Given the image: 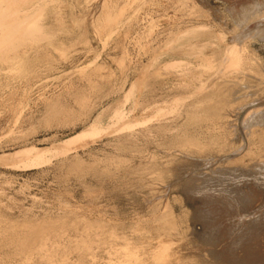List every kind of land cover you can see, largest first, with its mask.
<instances>
[{
	"label": "rangeland",
	"instance_id": "rangeland-1",
	"mask_svg": "<svg viewBox=\"0 0 264 264\" xmlns=\"http://www.w3.org/2000/svg\"><path fill=\"white\" fill-rule=\"evenodd\" d=\"M194 1L14 0L5 5L0 0V12L6 9L0 13V156L51 147L93 123L107 130L92 142L93 133L82 135L87 144L81 139L73 145L75 152L54 156L52 163L17 168L0 160V264H259L250 262L244 249L251 241L264 253V233L250 237L264 223V183L261 177L258 184L255 168L264 165V134L258 125L245 128V120L251 108L264 109V75L247 70L248 75L227 78L252 79L246 77L231 91L224 85L217 94L223 117L219 127L209 130L210 118L191 113L198 94L203 97L224 84L215 77L216 54L239 28L234 7L241 5L238 0ZM259 2L248 0L247 5L264 4ZM260 12L261 18L245 25L251 36L264 32L257 27L258 21L264 25ZM248 45L256 67L264 66V41L252 39ZM200 48L215 54V68L208 73L194 57ZM242 105L254 107L240 114ZM261 172L264 176V168ZM208 177L214 179L211 189L217 197L227 199L225 211L209 215L217 219L216 229L205 226L208 211L199 188L195 194L186 188L192 178L201 187ZM39 225L49 234L44 243L47 235L33 236Z\"/></svg>",
	"mask_w": 264,
	"mask_h": 264
},
{
	"label": "bare ground",
	"instance_id": "bare-ground-1",
	"mask_svg": "<svg viewBox=\"0 0 264 264\" xmlns=\"http://www.w3.org/2000/svg\"><path fill=\"white\" fill-rule=\"evenodd\" d=\"M11 1V3H13L14 2V0H3V3L6 5V4H11V3H9ZM16 1V0H15ZM196 1V0H195ZM194 1V2H195ZM226 1V0H225ZM252 1H254V0H252ZM262 1H264V0H262ZM190 2V1H189ZM238 2H241V5H240V7L237 9V7L235 6L234 7V9H236L235 11H234V13L232 12V14H234L235 15V22H236V26H238L239 28H237L239 31H237V29H234V31L232 32L231 31V33L232 34H230L231 35V37L229 38V41H227L226 42V44H225V47H224V49L221 51V53L220 54H216V59H217V62L219 61V71H217V73H216V75H215V77H217L218 79H219V81H222V80H224V84H221L222 85V87L220 86L219 88H216L217 86L215 85V88L217 89H214V91L213 92H210L209 90V93H208V91H207V93L208 94H206L205 95V92H204V94L203 95H205V96H203V97H200L199 96V94L197 95L198 96V100H196L195 102H193V104H192V101H194V99L190 102L191 104H192V110H191V113L193 112V113H197V116H199V114L198 113H201V114H204V116L203 117H206V118H210V121H208V124H207V126H206V128L207 129H209V128H216V127H219L218 126V124H220L219 122H221V121H218V120H220V119H222L223 117H222V115H221V113L219 114V112H218V105H216V101L220 98V96H218L217 94L218 93H220L222 90H223V88H224V85H225V87L226 88H224L225 90H230L231 91V87L234 85V84H236L237 85V83L239 84V82L240 81H242V80H244L246 77H248V76H246L245 77V75H248V73H247V70L248 71H250V70H252V72H254V71H256L257 73H259V75H261V76H263L264 74V66H260V68L258 67H256L257 66V64L255 63L256 62V58H254V57H252V55H250L249 53H248V51H247V48H248V46H250V45H248L249 44V42L252 40V39H258V40H260V41H264V32H259V33H255L256 35L255 36H251V33L247 30L246 31V24H248L249 22H251L252 20H255V18L257 19L260 15L261 16H263L262 15V13L260 12V14L259 13H257L258 11H260L261 9L262 10H264L263 9V7L262 6H264V4L262 5V4H255V3H253L254 5H247V2H248V0H238ZM260 2H261V0H260ZM259 2V3H260ZM180 3V2H179ZM230 3V2H229ZM264 3V2H263ZM1 4V3H0ZM191 4V3H190ZM231 4V3H230ZM176 5V4H175ZM174 5V6H175ZM198 5V4H197ZM209 5V4H208ZM227 5H229V4H227ZM183 6V5H182ZM215 6V5H214ZM5 7V6H4ZM219 7V6H218ZM221 7V6H220ZM231 7V6H230ZM230 7H229V9H230ZM262 7V8H261ZM136 8V7H135ZM261 8V9H260ZM187 9V8H186ZM207 9V8H206ZM233 9V8H232ZM260 9V10H259ZM4 10H6L5 8H2V12H0L1 14L3 13V14H5L6 13V11H4ZM173 10V9H172ZM23 11V10H22ZM21 11V12H22ZM138 11V10H137ZM175 11V10H174ZM230 12L232 11V10H229ZM227 12V11H226ZM222 13V12H221ZM16 14V13H15ZM223 14V13H222ZM90 15V14H89ZM175 15V14H174ZM173 15V16H174ZM207 15V14H206ZM233 15V16H234ZM10 16H12V15H10ZM1 17V16H0ZM3 17V16H2ZM4 17H5V15H4ZM207 17V16H206ZM17 17H14L13 16V20L15 21V19H16ZM217 18V17H216ZM222 18V17H221ZM259 18H261V17H259ZM258 18V19H259ZM6 18H4V20H5ZM198 19V18H197ZM0 20H1V18H0ZM74 20V19H73ZM206 20H208V19H206ZM2 21V20H1ZM187 21V20H186ZM211 21V20H210ZM215 21H218V20H216L215 19ZM107 22H110V18H108L107 19ZM201 22V21H200ZM219 22V21H218ZM221 22V21H220ZM226 22V21H225ZM257 22V21H256ZM209 23V22H208ZM214 23V22H213ZM182 24V23H181ZM221 24V23H220ZM230 24V23H229ZM262 23H259V21H258V23H257V27H258V30L260 31L261 29H263L264 28V25H261ZM23 25V24H22ZM188 25V24H187ZM190 25V24H189ZM203 26L205 25V24H202ZM233 25V24H232ZM182 26V25H181ZM198 26H199V24L197 25V27H194V30H195V28H198ZM201 26V25H200ZM222 26V25H221ZM183 27V26H182ZM190 27V26H189ZM210 27V26H209ZM218 27H219V25H218ZM225 27V26H224ZM6 28V27H5ZM193 28V27H192ZM201 28H203V27H201ZM204 28H206V27H204ZM210 28H212V27H210ZM110 29V28H109ZM187 29H189V28H185V31L184 30H182V31H184V33L186 32V30ZM208 29V28H207ZM221 29V28H220ZM222 29H223V27H222ZM190 30H191V28H190ZM214 30V29H213ZM227 30V29H226ZM232 30V29H231ZM188 31V30H187ZM196 31V30H195ZM197 31H199V30H197ZM217 31V30H216ZM224 31V30H223ZM261 31H263V30H261ZM9 32V31H8ZM200 32V31H199ZM229 32V31H228ZM227 32V33H228ZM115 33V32H114ZM143 33V32H142ZM181 33V32H180ZM184 33H182V34H184ZM215 33V32H214ZM10 34V33H9ZM146 34V33H145ZM175 34V33H174ZM186 34V33H185ZM184 34V35H185ZM224 34V33H223ZM249 34V35H248ZM181 35V34H180ZM214 35V34H213ZM228 35V34H227ZM168 36V35H167ZM202 36H204V35H202ZM229 36V35H228ZM171 37V36H170ZM182 37V36H181ZM180 37V38H181ZM207 39V38H206ZM221 39H222V41H224L225 40V37H224V35H222V37H221ZM228 39V38H227ZM197 40V39H196ZM200 40H202V39H200ZM214 40V39H213ZM194 41V40H193ZM215 41V40H214ZM141 42V41H140ZM253 42H255L254 40H253ZM148 43V42H147ZM171 43V42H170ZM252 43V42H251ZM131 44V43H130ZM167 44V43H166ZM168 44H169V41H168ZM189 44V43H188ZM198 45V44H197ZM201 45V44H200ZM211 45V44H210ZM252 45V44H251ZM159 46V45H158ZM164 46H167V45H164ZM208 46V45H207ZM253 46V45H252ZM133 47V46H132ZM213 47V46H212ZM215 47H217V46H215ZM2 47H0V49H1ZM163 48H166V47H163ZM162 48V49H163ZM168 48V47H167ZM211 48V47H210ZM209 48V49H210ZM252 48V47H251ZM50 49V48H49ZM158 49V48H157ZM156 49V50H157ZM194 49H195V47H194ZM208 49V48H207ZM218 49V48H217ZM216 49V50H217ZM61 50V49H60ZM135 50V49H134ZM171 51V50H170ZM212 51V50H211ZM155 52V51H154ZM214 52V51H213ZM219 52V51H218ZM250 52V51H249ZM5 53H6V51H5ZM56 53H57V51H56ZM171 53V52H170ZM180 53V52H179ZM186 53V52H185ZM211 53V52H210ZM210 53H204L203 51H202V48H200V50H197V52L195 53V56L194 57H196V59L198 60V64L200 65V67L203 65L204 67H206L208 70H206L205 68V71H207V73H208V71L210 72V70H213V68H215L214 66V60H213V58L215 57V54H210ZM217 53V52H216ZM254 53H255V51H254ZM183 54V53H182ZM20 55V54H19ZM220 55V56H219ZM12 56V55H11ZM60 56H63V55H60ZM256 56V55H255ZM8 58V57H7ZM99 58V57H98ZM195 59V60H196ZM176 61V60H175ZM259 61V60H258ZM91 62V61H90ZM180 62V61H179ZM182 62V61H181ZM195 62V61H194ZM258 63V62H257ZM263 63V62H262ZM172 64V63H171ZM171 64L169 63V65H170V67H171ZM187 65H189L188 63H186ZM90 65V64H89ZM191 65V64H190ZM258 65H261L260 63L258 64ZM164 66H166V65H164ZM185 66V65H184ZM86 67V66H85ZM182 67V66H181ZM256 67V68H255ZM178 68V67H177ZM187 68V67H186ZM198 68V67H197ZM189 69V68H188ZM191 69V68H190ZM196 69V68H195ZM203 69V68H202ZM203 69V70H204ZM224 69V70H223ZM86 70V69H85ZM185 71V70H184ZM193 72L195 73L196 71H194V68H193ZM204 72V71H203ZM184 73V72H183ZM185 73H186V71H185ZM192 73V72H191ZM196 73H199V72H196ZM207 73H204V74H207ZM237 73H243V74H245L244 76H238V77H234V79H227V78H230V76L232 75V74H237ZM187 74V73H186ZM256 74V73H255ZM171 75V74H170ZM175 75V74H174ZM184 75V74H183ZM182 75V76H183ZM197 75V74H196ZM193 76V80H195L194 78H196L197 76ZM179 76V75H178ZM181 76V77H182ZM200 76V75H199ZM205 76H207V75H205ZM252 76H254V75H252ZM256 76V75H255ZM181 77H179V78H181ZM214 77V76H213ZM212 77V78H213ZM214 77V78H215ZM204 78V77H203ZM212 79L211 77H208L207 79ZM213 78V79H214ZM216 78V79H217ZM249 78H251L250 76L248 77V79ZM263 78V77H262ZM128 79V78H127ZM156 79V78H155ZM176 79V78H175ZM206 79V80H207ZM221 79V80H220ZM252 79V78H251ZM192 80V79H191ZM139 81V80H138ZM195 81H197V80H195ZM201 81H202V79H201ZM210 82L211 81H215V79L214 80H209ZM251 81V80H250ZM193 82V81H192ZM199 82H200V80H199ZM205 82V81H204ZM216 82H218V81H216ZM247 82V81H246ZM254 79H253V84H254ZM196 83V82H195ZM205 83H207V82H205ZM205 83L204 84H201V85H205ZM209 83V82H208ZM222 83V82H221ZM258 83V82H257ZM123 84V83H122ZM220 84V83H219ZM247 84V83H246ZM136 85V84H135ZM201 85H200V88H201ZM208 85H210V84H208ZM218 85V84H217ZM257 85V84H256ZM213 86V85H212ZM235 86V85H234ZM124 87V86H123ZM154 87V86H153ZM163 87V86H162ZM239 87H243V85H239ZM246 87V85L244 84V87L241 89V90H243L244 88ZM253 87V86H252ZM83 88V87H82ZM183 88H186L185 86L183 87ZM196 88V87H195ZM195 88H194V90L193 91H195ZM208 87H206V89H207ZM255 88V87H254ZM258 88H260L261 89V86L260 87H258ZM264 88V87H263ZM179 89V88H178ZM198 89V88H197ZM202 89V88H201ZM257 89V88H256ZM255 89V90H256ZM180 90H182L181 88H180ZM200 90V89H199ZM188 91V90H187ZM190 91V90H189ZM201 91V90H200ZM128 92V91H127ZM163 92H165V91H163ZM174 92V91H173ZM176 92H179V91H176ZM184 91H182V93H183ZM192 92V91H191ZM196 92H198V91H196ZM234 92V91H233ZM236 92H238V91H236ZM241 92V91H240ZM243 92V91H242ZM241 92V93H242ZM232 93V92H231ZM194 94V93H193ZM192 94V95H193ZM223 94V93H222ZM163 95H165V94H163ZM190 95V94H189ZM201 96H202V94H200ZM220 95V94H219ZM224 95V94H223ZM226 95V94H225ZM235 95H237V93L235 94ZM264 95V94H263ZM150 96V95H149ZM182 96V95H181ZM196 96V97H197ZM222 96V95H221ZM245 96V95H244ZM252 96V95H251ZM88 97V96H87ZM177 97V96H176ZM175 97V98H176ZM184 97V96H183ZM194 97H195V95H194ZM215 97H219L218 99H216L215 100ZM229 97V96H228ZM125 98V97H124ZM179 98V97H178ZM230 98V97H229ZM251 98V97H250ZM92 99V98H91ZM148 99V98H147ZM158 99V98H157ZM167 99V98H166ZM255 99V98H254ZM95 100V99H94ZM141 100H142V98H141ZM222 100V99H221ZM146 101H148V100H146ZM158 101V100H157ZM187 101H188V99H187ZM223 101V100H222ZM249 101V100H248ZM88 102V101H87ZM183 102V101H182ZM244 102V101H243ZM246 102V101H245ZM256 102H258V100L256 101ZM79 103V102H78ZM147 103V102H146ZM251 103V102H250ZM158 104V103H157ZM162 104V103H161ZM228 104V103H227ZM230 104V103H229ZM237 104V103H236ZM247 104H248V102H247ZM223 105H224V103H223ZM222 105V106H223ZM243 105H246V104H243ZM242 105V107L240 108V110H239V113L241 114L242 113V111H245V110H247V109H249V107H254V106H243ZM251 105V104H250ZM261 106V105H260ZM187 107V106H186ZM185 107V108H186ZM188 107H190V105L188 106ZM220 107H221V105H220ZM224 107V106H223ZM68 108V107H67ZM225 108V107H224ZM239 108V107H238ZM259 107H254L253 109L251 108L249 111H248V113H247V115H249V116H251L250 118H249V116H247L246 114V117L248 118H245V119H247V120H245L244 118V120L246 121L245 122V128H250V127H253V126H256V125H258V126H260V127H262V135L264 134V109H263V111L261 112V109L259 110L258 109ZM261 108V107H260ZM151 109V108H150ZM53 110V112L54 113H56V109H52ZM66 110V109H65ZM135 110H136V108H135ZM162 110H163V112H164V109L162 108ZM171 110H173V109H171ZM183 110V109H182ZM186 110V109H185ZM225 110V109H224ZM260 111V112H259ZM58 112V111H57ZM173 112V111H172ZM221 112V111H220ZM183 113V112H182ZM185 113V112H184ZM207 113V114H206ZM122 114H124V112L122 113ZM129 114V113H128ZM137 114V113H136ZM158 114V113H157ZM36 115V114H35ZM161 115V114H160ZM164 115V114H163ZM183 115V114H182ZM190 115V114H189ZM224 115V114H223ZM230 115V114H229ZM236 115H238V114H236ZM170 116V115H169ZM244 116V115H243ZM121 117H122V115H121ZM121 117H120V119H121ZM133 117V116H132ZM131 117V118H132ZM225 117V116H224ZM232 117H234L233 115H232ZM232 117H229V118H231L232 119ZM237 117V116H236ZM126 118H127V115H126ZM130 118V119H131ZM136 118V117H135ZM150 118V117H149ZM151 118H152V116H151ZM187 118V117H186ZM188 118H190V117H188ZM194 117H191V119H193ZM197 118L198 117H196L194 120H196V122L199 120H197ZM71 119V118H70ZM91 119V118H90ZM117 119H119V118H117ZM119 119V120H120ZM125 119V118H124ZM133 119H134V117H133ZM153 119V118H152ZM201 119V118H200ZM203 119V118H202ZM126 120V119H125ZM129 120V119H128ZM139 120V119H138ZM148 120V119H147ZM175 120H177V119H175ZM189 120V119H188ZM206 120V119H205ZM226 120V119H225ZM236 120V119H235ZM238 120V119H237ZM237 120H236V122H237ZM54 121V120H53ZM118 121V120H117ZM122 121H123V118H122ZM184 121H186V120H183V122ZM190 121H192V120H190ZM88 122V121H87ZM95 122V121H94ZM145 122H147L146 120H145ZM148 122H150V121H148ZM173 122V121H172ZM182 122V121H181ZM195 122V121H194ZM231 122L232 121H230V124H231ZM85 123V122H84ZM83 123V124H84ZM136 123V122H135ZM140 123V122H139ZM228 123V122H227ZM242 123H243V121H242ZM241 123V124H242ZM116 124V122L114 123V125ZM130 124V123H129ZM133 124V123H132ZM157 124V123H156ZM173 124V123H172ZM203 124V123H202ZM230 124H229V126H230ZM240 124V123H239ZM101 125V124H100ZM120 125V124H119ZM128 125V124H127ZM136 125H138V124H136ZM224 125V124H223ZM228 125V124H227ZM232 125H234V124H232ZM231 125V126H232ZM235 125H238V124H235ZM234 125V126H235ZM243 125V124H242ZM113 126V125H112ZM120 126H122V125H120ZM124 126H126V125H124ZM129 126H131V125H128V126H126L127 127V129H131L132 128V126H131V128L129 127ZM221 126H222V123H221V125H220V128H221ZM226 126V125H225ZM229 126H227V127H229ZM45 127V126H44ZM43 127V128H44ZM48 127V126H47ZM116 127V126H115ZM134 127H136L135 125H134ZM227 127H225V128H227ZM242 127V126H241ZM53 128V127H52ZM155 128H157L156 126H155ZM182 128V127H181ZM205 128V127H204ZM205 128V129H206ZM254 128V127H253ZM257 128V127H256ZM73 129V128H72ZM110 129H111V127H110ZM120 129H122V130H124V127L122 128H120ZM153 129V128H152ZM182 129H184V128H182ZM204 129V130H205ZM224 129V128H223ZM251 129V128H250ZM259 130V132H260V129L261 128H258ZM117 130H119V129H117ZM122 130H119V132L121 131V132H123ZM156 130V129H155ZM197 130V129H196ZM210 130V129H209ZM209 130H207V132H210V133H212V132H214V131H209ZM217 130H218V128H217ZM221 130V129H220ZM227 130V129H226ZM233 130V129H232ZM231 130V131H232ZM244 130V129H243ZM104 131H106L107 132V130H104V129H99L94 123L93 124H91L87 129H85V130H82V131H80V132H78V133H76V134H74V135H72V136H70V137H68L67 139H65V140H63V141H60V142H58V143H55V144H52V146L51 147H41V148H38V147H25V148H22V149H18V150H16V151H14V152H8V153H3L2 154V156H0V160L1 161H4L5 162V164H7V165H10V166H17V168H18V166H26V167H29V168H33L34 166H38V165H43V163H46V162H49L51 159H52V157H54V156H59V155H62L63 153H65V152H69L70 151V153H72V151L71 150H73L74 148H75V146H73L75 143L76 144H80V142L79 143H77L78 141H80L81 139L83 140V138L81 137L82 135H84V136H86V135H88L89 133H93L92 135L94 136V137H92V138H90V141L93 139L94 140V138H96L97 139V137H99ZM153 131V130H152ZM190 131V130H189ZM225 131V130H224ZM223 131V132H224ZM41 132V131H40ZM105 132V133H106ZM155 132V131H154ZM164 132V131H163ZM173 132V131H172ZM234 131H232V134H234L233 133ZM248 132V131H247ZM246 132V133H247ZM160 133V132H159ZM168 133H170V132H168ZM176 133V132H175ZM178 133V132H177ZM215 133V132H214ZM217 133V132H216ZM250 133V132H249ZM251 133H252V131H251ZM35 134V133H34ZM95 134V135H94ZM108 134H111V133H108ZM115 134V133H114ZM162 134H164V133H162ZM181 134V133H180ZM180 134H178V135H180ZM229 134V133H228ZM231 134V133H230ZM252 134H254V133H252ZM255 134L257 135L258 134V132L256 133V131H255ZM105 135H107V133L105 134ZM167 135H170V134H167ZM172 135H174V134H172ZM247 135V134H246ZM256 135H254V136H256ZM209 136V135H208ZM215 136H218L219 137V135H215ZM221 136V135H220ZM251 136V135H250ZM258 136V135H257ZM260 136V135H259ZM164 137V136H163ZM204 137V136H203ZM263 137H264V135H263ZM137 138V137H136ZM189 138H191V137H188L187 139H185V140H183V143H187L188 142V140H190ZM210 138V137H209ZM212 138H214V137H212ZM220 138V137H219ZM242 138V137H241ZM255 138H258V137H255ZM52 139V138H51ZM128 139V138H127ZM178 139V138H177ZM214 139H216V137L214 138ZM224 139H226V138H224ZM232 139V138H231ZM249 139H252V138H249ZM217 140H218V138H217ZM256 140V139H255ZM264 140V139H263ZM83 141H85V140H83ZM219 141V140H218ZM233 141V140H232ZM247 141H248V139H247ZM253 141H254V138H253ZM92 142V141H91ZM211 142H214V141H211ZM250 142H251V140H250ZM85 143H86V141H85ZM246 143V142H245ZM248 143H249V141H248ZM254 143V142H253ZM253 143H251V144H253ZM255 143H256V141H255ZM87 144V143H86ZM90 144V143H89ZM88 144V145H89ZM94 144V143H93ZM229 144V143H228ZM83 145V144H82ZM87 145V146H88ZM187 145V144H186ZM220 145V144H219ZM256 145V144H255ZM172 146V145H171ZM195 146V145H194ZM201 146V145H200ZM249 146V145H248ZM251 146V145H250ZM262 146V145H261ZM189 147H190V145H189ZM232 147V146H231ZM247 147V146H246ZM257 147H259V146H257ZM249 148V147H248ZM251 148V147H250ZM238 149V148H237ZM240 149V148H239ZM245 149V148H244ZM247 149V148H246ZM257 149V148H256ZM255 149V150H256ZM260 149V148H259ZM242 150V149H241ZM251 150V149H250ZM254 150V151H255ZM74 152H75V150H73ZM166 151V150H165ZM245 151V150H244ZM249 151V150H248ZM247 151V152H248ZM257 151V150H256ZM171 152V151H170ZM174 152H175V150H174ZM239 152V151H238ZM253 152V150H251V152L250 153H252ZM70 153H68V154H70ZM168 153H169V151H168ZM242 153V152H241ZM250 153H248V154H246V152H245V154H246V157H247V155H249ZM262 154H264V152L262 151L261 152ZM68 154H67V156H68ZM238 154V153H237ZM237 154H235V156L237 155ZM255 153H253V154H251V156L252 155H254ZM166 155H167V153H166ZM234 155V154H233ZM239 155V154H238ZM241 155V154H240ZM258 155H259V153H258ZM257 155V157H259ZM163 156V155H162ZM173 156V155H172ZM234 156V157H235ZM245 156V155H244ZM229 157V156H228ZM245 157V158H246ZM256 157V159H258ZM264 157V156H263ZM55 158V157H54ZM53 158V159H54ZM169 158V157H168ZM173 158V157H172ZM171 158V159H172ZM175 158V157H174ZM233 157H230L229 159H232ZM248 158H249V156H248ZM261 158V156L259 157V159ZM52 159V160H53ZM170 159V158H169ZM214 159H216V158H214ZM228 159V158H227ZM228 159V160H229ZM223 160V159H222ZM254 160V159H253ZM261 162H262V159L260 160ZM51 162V161H50ZM164 162V161H163ZM169 162V161H168ZM234 162V161H233ZM264 162V161H263ZM52 163V162H51ZM173 163V162H172ZM172 163H170V165L172 164ZM246 163V162H245ZM174 164H176V163H174ZM164 165V164H163ZM224 165V164H223ZM228 165V164H227ZM254 165V164H253ZM251 166V165H250ZM176 167H180V165L179 166H176ZM182 167V166H181ZM208 167V166H207ZM164 168V167H163ZM166 168V167H165ZM184 168V167H183ZM230 168V167H229ZM242 168V167H241ZM246 168H247V166H246ZM256 169H257V172L256 173H258V175H257V177H258V184L261 182V177H263L264 178V176H263V172H261V173H259V170L260 171H263V168H264V165L262 164V163H260L259 165H257L256 164V167H255ZM27 169V168H26ZM177 169V168H176ZM230 169H232V168H230ZM229 169V170H230ZM234 169V168H233ZM236 169V168H235ZM168 170V169H167ZM218 170V169H217ZM248 170V169H247ZM163 172L165 171V172H167L166 171V169L165 170H162ZM169 171V170H168ZM250 171V170H249ZM251 171H252V168H251ZM171 172H172V169H171ZM233 171H231V173H232ZM253 172H255L254 170H253ZM216 173H218V172H216ZM239 173V172H238ZM243 173V172H242ZM248 173V172H247ZM252 173V172H251ZM163 174V173H162ZM227 174V173H226ZM249 174V173H248ZM247 174V175H248ZM230 175H232V174H230ZM178 176V175H177ZM195 176H196V174H195ZM194 176V177H195ZM212 176V175H211ZM227 176H229V174L228 175H226V177ZM238 175H236V177H237ZM254 176V175H253ZM204 177H205V175H204ZM207 177V176H206ZM249 177V176H248ZM256 177V178H257ZM161 178V177H160ZM245 178V177H244ZM262 178V183H264V179ZM191 179V178H190ZM193 179V178H192ZM191 179V180H192ZM196 178H194V181H197V180H195ZM198 179V178H197ZM222 179V178H221ZM229 179H232V178H229ZM161 180V179H160ZM163 180V179H162ZM190 180V185L189 184H186V186H189V187H186L188 190H190V192L192 191V192H194V194H195V192L197 191L196 189L197 188H199V190H198V192H197V195L200 197V199H201V202H203L205 205H206V209H207V211H208V218L206 219V221L205 220H203V221H205V223H206V227L207 228H211V229H213V228H215L217 225V219L215 218V216L214 217H212V218H210L211 216H209V215H211L212 213L213 214H216V215H219V212H220V210H222V208L224 207V204H227V199L226 198H219V196L217 197V192H216V189H215V191L213 190L214 188L213 187H211L212 185H213V180L214 179H211V178H206V179H204V183H202V184H204L203 186H197L196 185V182H193V181H191ZM189 181V180H188ZM229 181V180H228ZM234 181V180H233ZM250 181H252L251 179H250ZM249 181V182H250ZM215 182H216V180H215ZM245 182H246V180H245ZM198 183H199V181H198ZM252 183V182H251ZM221 184H222V182H221ZM231 184V183H230ZM257 184V183H256ZM261 184V183H260ZM178 185V184H177ZM184 185V184H183ZM225 185V184H224ZM232 186V185H231ZM184 187V186H183ZM221 187V186H220ZM258 187V186H257ZM211 188H213V189H211ZM186 189V191L188 192V190ZM182 190H183V188H182ZM224 190V189H223ZM256 190V189H255ZM264 190V189H263ZM228 191V190H227ZM232 193V192H231ZM260 193V192H259ZM191 195V194H190ZM222 195V194H221ZM224 196V195H223ZM198 197V198H199ZM193 198H196L195 196L193 197ZM238 198V197H237ZM197 199V198H196ZM241 199V198H240ZM244 199V198H243ZM251 199V198H250ZM160 200V199H159ZM228 200H229V198H228ZM230 202H231V204L233 203V200H229ZM238 201V200H237ZM240 201V200H239ZM244 201H246V200H244ZM244 201H242V202H244ZM236 202V201H235ZM247 203H249V201L247 202ZM248 205V204H247ZM205 207V206H204ZM226 208H227V205L225 206ZM246 208V207H245ZM258 208V207H257ZM201 209V208H200ZM224 209V208H223ZM241 209V208H240ZM227 210H228V208H227ZM237 211H238V209H236ZM198 211V210H197ZM224 211H225V209H224ZM247 211H248V209H247ZM202 212V211H201ZM222 212V211H221ZM220 212V213H221ZM257 212V211H256ZM260 212V211H259ZM231 213V212H230ZM198 214V213H197ZM229 214V213H228ZM262 214V213H261ZM206 215V214H205ZM235 215V214H234ZM203 216V215H202ZM220 216H222L221 214H220ZM220 216H219V218H220ZM254 217V216H253ZM219 218H218V220H219ZM221 219V218H220ZM246 219V218H245ZM248 219V218H247ZM262 219L264 220V213L262 214ZM261 219V220H262ZM250 220V219H249ZM220 221V220H219ZM241 224H242V222H240ZM245 223V222H244ZM253 224V223H252ZM241 227V226H240ZM257 228H255L254 227V231L252 232L253 234V236H250L251 238L253 237V239H256V238H258V237H256V236H258V235H260V234H262V233H264V223H260V224H258V226H256ZM242 228V227H241ZM249 228V227H248ZM33 229H34V233H33V236H34V238H40V239H43V237L45 236V235H47V236H45V239L43 240V243H44V241L46 240V239H48V235L49 234H47L45 231H46V227H44V226H42V225H39V226H36V227H33ZM216 229V228H215ZM48 230V229H47ZM239 230V229H238ZM222 232V231H221ZM237 232V231H236ZM251 232H249V233H251ZM29 233V232H28ZM217 233V232H216ZM234 233H235V231H234ZM248 233V234H249ZM211 234V233H210ZM240 234H243V233H240ZM248 234H245V232H244V235H248ZM264 235V234H263ZM211 237H212V235H210ZM215 236V235H214ZM237 236V235H236ZM246 236H244V237H246ZM249 236V235H248ZM27 237H28V235H27ZM31 237V236H30ZM47 237V238H46ZM32 238V237H31ZM213 238V237H212ZM215 238V237H214ZM241 238H243V237H241ZM260 238H262V237H260ZM259 238V239H260ZM206 239H208V237L206 238ZM206 239H204V240H206ZM232 239V238H231ZM252 239V240H253ZM35 240V239H34ZM209 240V239H208ZM233 240V239H232ZM251 240V239H250ZM261 240V239H260ZM27 241V240H26ZM33 241V240H32ZM37 241V240H36ZM214 241V240H213ZM229 241V240H228ZM254 241V240H253ZM263 241V240H262ZM41 242V241H40ZM144 242V241H143ZM161 242V241H160ZM210 242V241H209ZM35 243V242H34ZM33 243V244H34ZM46 243V242H45ZM208 243V242H207ZM212 243V242H211ZM221 243V242H220ZM252 242L251 241H249L247 244H246V248L244 249V250H246V251H248L249 253H248V258L250 257V258H252V260L250 261V262H256V263H259V264H264V253L262 254V253H260L259 251H258V249H253V245L251 244ZM254 243V242H253ZM261 243V242H260ZM32 244V245H33ZM230 244V243H229ZM228 244V245H229ZM154 245V244H153ZM214 245V244H213ZM245 245V244H244ZM257 245V247L259 246V243L258 244H256L255 243V246ZM34 246V245H33ZM41 246H44V247H46L45 246V244H41ZM221 246V245H220ZM32 247V246H31ZM40 247V246H39ZM44 247H41V248H44ZM153 247V246H152ZM245 247V246H244ZM260 247V246H259ZM209 248V247H208ZM222 248V247H221ZM234 248V247H233ZM263 248V247H262ZM179 249V248H178ZM210 249V248H209ZM219 249V248H218ZM237 249V248H236ZM231 251L233 250V249H230ZM230 250H229V253H230ZM262 250V249H261ZM212 251V250H211ZM219 251V250H218ZM222 251V250H221ZM234 251H236L235 249H234ZM217 253V252H216ZM235 253V252H234ZM156 254V253H155ZM177 255V254H176ZM175 255V256H176ZM185 255V254H184ZM231 255V254H230ZM188 256V255H187ZM181 257V256H180ZM223 257V256H222ZM172 258V257H171ZM184 258V257H183ZM151 261V260H150ZM215 261V260H214ZM237 261H239V260H237L236 259V261L235 262H237ZM183 262V261H182ZM242 262V261H241ZM245 263V262H244Z\"/></svg>",
	"mask_w": 264,
	"mask_h": 264
}]
</instances>
